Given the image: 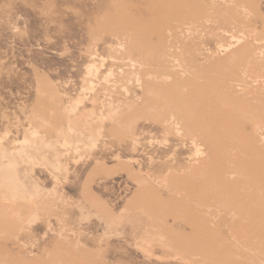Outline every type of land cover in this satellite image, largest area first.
I'll return each instance as SVG.
<instances>
[{
    "label": "rangeland",
    "instance_id": "rangeland-1",
    "mask_svg": "<svg viewBox=\"0 0 264 264\" xmlns=\"http://www.w3.org/2000/svg\"><path fill=\"white\" fill-rule=\"evenodd\" d=\"M0 264H264V0H0Z\"/></svg>",
    "mask_w": 264,
    "mask_h": 264
}]
</instances>
